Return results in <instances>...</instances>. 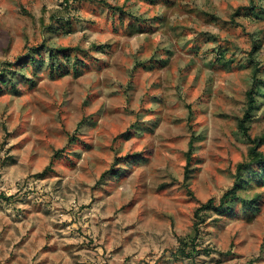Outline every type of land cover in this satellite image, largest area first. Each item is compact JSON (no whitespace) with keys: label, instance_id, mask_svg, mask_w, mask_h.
I'll list each match as a JSON object with an SVG mask.
<instances>
[{"label":"rangeland","instance_id":"374dc122","mask_svg":"<svg viewBox=\"0 0 264 264\" xmlns=\"http://www.w3.org/2000/svg\"><path fill=\"white\" fill-rule=\"evenodd\" d=\"M262 164L264 0H0V264H264Z\"/></svg>","mask_w":264,"mask_h":264},{"label":"trees","instance_id":"16d2710c","mask_svg":"<svg viewBox=\"0 0 264 264\" xmlns=\"http://www.w3.org/2000/svg\"><path fill=\"white\" fill-rule=\"evenodd\" d=\"M254 102H255V98H254V95L252 93L251 90L247 91V109H246V113H245V116H249L250 115V112L251 110L253 109V105H254ZM239 127L244 131V133H246V126L241 122L239 124ZM192 146V141L189 142V149L186 151V160H187V163H186V168L188 167L189 165V160H190V148ZM250 152L252 153H255V147H252L250 149ZM256 154V153H255ZM262 166L264 167V164H262ZM242 168V165H239L238 166V175H237V178L239 177V173H240V170ZM239 189V183H237V181L234 182L233 186L226 190L222 196L220 197L219 199V203L218 204H214L213 203V199L210 198L208 199L205 203L201 204L195 211V215H198V212L202 211V210H206V209H211V210H214L216 212H222L226 209H228V207H226L224 209V206H225V202L229 199H234L236 198V191Z\"/></svg>","mask_w":264,"mask_h":264}]
</instances>
